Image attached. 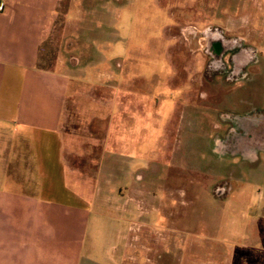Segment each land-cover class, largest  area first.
<instances>
[{
	"label": "rangeland",
	"instance_id": "obj_1",
	"mask_svg": "<svg viewBox=\"0 0 264 264\" xmlns=\"http://www.w3.org/2000/svg\"><path fill=\"white\" fill-rule=\"evenodd\" d=\"M209 26L255 50L247 78L207 74ZM38 67L63 100L67 183L91 204L95 257L114 244L119 264H264V151L233 145L264 117V0H62ZM9 133L0 196L26 179ZM30 205L0 204V251L26 242Z\"/></svg>",
	"mask_w": 264,
	"mask_h": 264
},
{
	"label": "crops",
	"instance_id": "obj_2",
	"mask_svg": "<svg viewBox=\"0 0 264 264\" xmlns=\"http://www.w3.org/2000/svg\"><path fill=\"white\" fill-rule=\"evenodd\" d=\"M61 1L0 0V125L10 130L7 159L26 178L16 190H1L9 196L1 195L0 204L14 203L16 196L31 202L26 242L0 252H23L19 264H119L110 253L114 244L98 257L94 244H85L91 204L67 183L60 132L63 100L38 67ZM22 152L21 166L17 155ZM7 222L0 216L2 236L11 232L2 228Z\"/></svg>",
	"mask_w": 264,
	"mask_h": 264
},
{
	"label": "flooded vegetation",
	"instance_id": "obj_3",
	"mask_svg": "<svg viewBox=\"0 0 264 264\" xmlns=\"http://www.w3.org/2000/svg\"><path fill=\"white\" fill-rule=\"evenodd\" d=\"M206 36L205 51L209 60L206 62L207 74L225 75L227 79L236 81L248 77V69L257 58L256 52L251 47L243 44L241 39L226 38L218 28L209 26L205 28ZM252 128L242 130L239 138L238 152L244 157L252 153V146L260 145V152L264 151V135L260 131V125L264 124V117L258 121H252ZM216 191L226 189V184H221Z\"/></svg>",
	"mask_w": 264,
	"mask_h": 264
},
{
	"label": "water",
	"instance_id": "obj_4",
	"mask_svg": "<svg viewBox=\"0 0 264 264\" xmlns=\"http://www.w3.org/2000/svg\"><path fill=\"white\" fill-rule=\"evenodd\" d=\"M251 127H252V126H250L249 128H251ZM260 131H261V133H263V135H264V124H261V125H260ZM238 143H240V142H239V140L237 139L236 141L233 142V145L238 146ZM237 148H238V147H237ZM237 148H236V149H237ZM252 148L260 149V145L252 146ZM219 193H220V191H217V195H219Z\"/></svg>",
	"mask_w": 264,
	"mask_h": 264
}]
</instances>
